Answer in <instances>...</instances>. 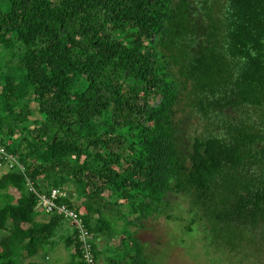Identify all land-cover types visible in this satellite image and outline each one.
<instances>
[{
  "label": "trees",
  "instance_id": "trees-1",
  "mask_svg": "<svg viewBox=\"0 0 264 264\" xmlns=\"http://www.w3.org/2000/svg\"><path fill=\"white\" fill-rule=\"evenodd\" d=\"M183 118L204 124L187 148ZM0 144L25 170L0 173V264L46 258L65 220L28 178L73 186L57 202L83 218L92 264H155L133 227L169 193L189 197L175 220L211 264L262 251L264 0H0ZM64 246L87 264L74 230Z\"/></svg>",
  "mask_w": 264,
  "mask_h": 264
},
{
  "label": "rangeland",
  "instance_id": "rangeland-1",
  "mask_svg": "<svg viewBox=\"0 0 264 264\" xmlns=\"http://www.w3.org/2000/svg\"><path fill=\"white\" fill-rule=\"evenodd\" d=\"M187 119V118H186ZM183 118V121L180 126V133L182 134V139L186 148L191 143V137L194 135H199L200 132H203L204 124L202 122H197V118L187 119ZM68 192L75 198V189L73 186L68 189ZM8 192L16 193V190L9 188ZM167 199L170 203V207L167 208L164 215L171 213L172 216L170 219L164 215L156 220H146L143 223V226L133 227L135 234L139 241L143 244L147 258L155 262V264H211V255L205 254L204 249L202 248V242L198 241L201 235L193 239L186 238L182 233V224L186 225L189 214H183L184 220H175V215H178L177 211L174 210V207L181 209L190 208V199L184 194H175L169 193ZM49 215L38 214L36 216L37 220H46ZM63 228L58 227V230L55 232L54 240L57 244V248L60 249V252H57L56 258L51 259V254L48 252L47 257L44 258L41 253L34 257H28L24 252L20 263L21 264H35L38 262L52 261V264H64L69 260V254H64V238L70 235L73 232L70 221L64 220ZM28 224H24L26 228ZM258 230L255 231L256 239L262 240L263 237V227H258ZM208 230L206 228L205 231ZM5 232H0V238ZM181 237L184 238V241L181 240ZM210 236H208L209 238ZM190 238V237H189ZM99 246H104L107 243V240L100 238L98 241ZM114 242V240H112ZM115 244V243H113ZM257 245V244H256ZM219 244L216 243L218 248ZM258 246V245H257ZM216 253H219L216 257L217 261H220L221 264H264V249L259 251V249L252 248L251 252H244L243 257H239V254L229 253L228 250L223 254V250H215ZM63 253V254H62ZM49 256V258H48ZM105 253L101 256L103 264H106ZM46 260V261H45ZM233 260V261H231ZM242 260V261H240ZM237 262V263H232Z\"/></svg>",
  "mask_w": 264,
  "mask_h": 264
},
{
  "label": "built area",
  "instance_id": "built-area-1",
  "mask_svg": "<svg viewBox=\"0 0 264 264\" xmlns=\"http://www.w3.org/2000/svg\"><path fill=\"white\" fill-rule=\"evenodd\" d=\"M0 159L3 163H0L1 171H7L8 169L17 166L18 169L24 172L23 165L19 162L18 158L9 153L3 145L0 144ZM27 179V178H26ZM27 188L37 194L38 203L36 209L49 214L50 212L56 213L63 217V219L70 221L71 226L75 232V235L80 243L84 245V260L87 264L93 263V254L91 251L90 240L92 235L84 224L83 218L73 208L68 207L65 203H58L59 198H70L71 195L66 187L52 188L49 195L36 192L32 182L27 179Z\"/></svg>",
  "mask_w": 264,
  "mask_h": 264
},
{
  "label": "crops",
  "instance_id": "crops-1",
  "mask_svg": "<svg viewBox=\"0 0 264 264\" xmlns=\"http://www.w3.org/2000/svg\"><path fill=\"white\" fill-rule=\"evenodd\" d=\"M60 227H62L63 228V225L62 226H60ZM64 246V245H63ZM63 250H64V254L63 255H67L68 254V251L65 249V246H64V248H63ZM61 250L60 249H58L57 248V244H56V242H55V240H53V242L51 243V245H50V247H49V250H48V252L51 254V259L53 258V257H55L56 258V256H57V252H60ZM48 258H49V256H48ZM69 261V260H68ZM67 261V262H68ZM67 262H65V263H67ZM50 263L52 264V261H50Z\"/></svg>",
  "mask_w": 264,
  "mask_h": 264
}]
</instances>
